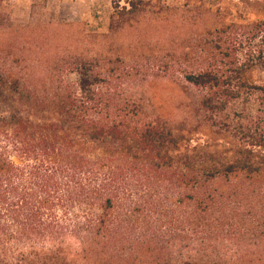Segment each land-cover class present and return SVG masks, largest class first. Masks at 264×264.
<instances>
[{
    "label": "trees",
    "instance_id": "obj_1",
    "mask_svg": "<svg viewBox=\"0 0 264 264\" xmlns=\"http://www.w3.org/2000/svg\"><path fill=\"white\" fill-rule=\"evenodd\" d=\"M50 1L0 0V264H264V15L175 50L208 130L192 138L145 113L143 86L172 69L157 56L23 67L17 41L54 22L30 25ZM140 3L114 8L109 34Z\"/></svg>",
    "mask_w": 264,
    "mask_h": 264
},
{
    "label": "rangeland",
    "instance_id": "obj_2",
    "mask_svg": "<svg viewBox=\"0 0 264 264\" xmlns=\"http://www.w3.org/2000/svg\"><path fill=\"white\" fill-rule=\"evenodd\" d=\"M130 1H50L44 14L40 18L35 15L30 25L34 27L37 20L45 25L49 20L54 22L27 33V37H23L30 42L27 48L22 39L17 41L18 51L22 52L17 54L26 59L22 66L40 73L54 66L61 67L66 57L127 56L134 61L157 56L172 69L162 68L143 86L141 93L146 115L157 118L173 131L184 128L192 131V138H202L200 133L208 134V130L195 128L202 115L200 96L174 78L175 50H184L193 40L205 39L212 24L229 21L238 15L235 12L244 10L251 20L261 19L264 0H141L140 16L130 18L124 29L109 34L114 8L127 7ZM209 8L213 9V17L205 14ZM13 11V17L20 22L27 20L29 16H24L30 14L25 3H16ZM65 25L77 27L68 29ZM106 35L107 39L101 38Z\"/></svg>",
    "mask_w": 264,
    "mask_h": 264
}]
</instances>
